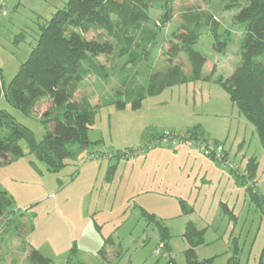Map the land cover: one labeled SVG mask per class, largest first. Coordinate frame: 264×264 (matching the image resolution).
Here are the masks:
<instances>
[{
	"label": "rangeland",
	"instance_id": "obj_1",
	"mask_svg": "<svg viewBox=\"0 0 264 264\" xmlns=\"http://www.w3.org/2000/svg\"><path fill=\"white\" fill-rule=\"evenodd\" d=\"M64 1H6L0 17V109L16 114L4 90L34 46L32 31ZM187 13L211 14L219 24L217 37L205 28L196 45L207 57L202 79L137 99L135 91L151 75L177 64L191 78L186 55L175 61L166 55ZM235 13L221 0H177L172 21L160 26L162 11L155 3L141 25L155 32L154 41L138 46L146 41L141 35L133 54L121 50L140 30L127 29L118 18H112V34L99 29L86 35L113 44L110 55L96 59L100 67L87 70L76 87V101L94 113L92 144L74 145L58 171L25 142L23 156L0 160V191L12 196L15 208L0 219V264H31L32 248L51 264H187L189 223L204 232L195 248L202 264H229L234 257L239 264H264V146L255 125L218 83L240 60L243 30ZM22 31L25 39L16 41ZM52 109L44 97L33 119L16 116L42 142L46 130L39 120ZM188 134L194 140H185ZM205 150L225 158L206 156Z\"/></svg>",
	"mask_w": 264,
	"mask_h": 264
},
{
	"label": "trees",
	"instance_id": "obj_2",
	"mask_svg": "<svg viewBox=\"0 0 264 264\" xmlns=\"http://www.w3.org/2000/svg\"><path fill=\"white\" fill-rule=\"evenodd\" d=\"M176 1L65 0L50 19L39 22L30 34L35 42L34 46L7 90H4V97L16 114L31 119L34 118L35 107L41 99L50 98L53 109L45 112L39 120L46 134L43 141L38 142L35 133L16 114L0 109V160L8 162L9 157L23 156L21 143L25 142L28 150L46 162L51 171H58L73 155L74 145L89 147L92 143L88 134L95 117L89 104L76 101V87L87 70L95 71L100 67L96 64V59L110 55L113 44L96 39L88 40L86 35L99 29L112 34L116 28L112 18H118L127 29L140 30V35L135 34L121 50L124 54H133L132 46L141 40V35L145 36L146 41L137 44L138 46H148L154 41L155 32L141 26L142 22L149 21V11L153 4H160L162 16L159 25L167 26L173 19ZM221 1L225 4V9L236 11L233 20L243 30V37L239 63L228 79L219 78L218 83L228 91L232 102L255 125L264 146V0ZM183 19L180 29L173 33L166 55L170 61L186 55L192 71L191 78H187L181 65L177 64L165 72L151 75L146 87L135 91L134 97L137 99L141 100L144 95H159L173 85L202 79L207 57L196 49V45L205 28H209L214 37H217L219 24L211 14L205 13H187ZM26 33L20 32L15 40H24ZM220 47L221 45H216V49L220 50ZM102 76L105 78L104 74ZM118 106L122 108L125 103L120 102ZM193 138L192 134L184 136L185 140H194ZM209 152L206 156L213 155L221 161L225 158L218 153ZM254 162L251 160L249 167L255 170ZM14 213L12 196L1 190L0 219ZM161 229L162 242L165 243L168 232L164 227ZM184 236L190 243L185 251L187 264H202L196 259L195 248L203 243L204 232L189 223ZM28 260L31 264H51V260L33 248ZM229 264H239L238 258L234 257Z\"/></svg>",
	"mask_w": 264,
	"mask_h": 264
},
{
	"label": "built area",
	"instance_id": "obj_3",
	"mask_svg": "<svg viewBox=\"0 0 264 264\" xmlns=\"http://www.w3.org/2000/svg\"><path fill=\"white\" fill-rule=\"evenodd\" d=\"M6 1L7 0H0V17L2 16V15H4L5 14V7H6ZM172 139V138H171ZM170 139L169 138H164L163 139V142H168ZM171 142H172V144H174V145H178V143H177V141L175 140V138L174 139H172L171 140ZM209 151L208 150H205V155H209Z\"/></svg>",
	"mask_w": 264,
	"mask_h": 264
}]
</instances>
